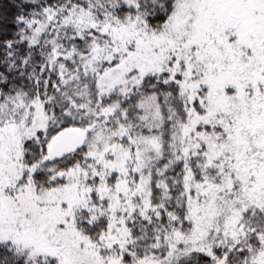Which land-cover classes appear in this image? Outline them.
I'll list each match as a JSON object with an SVG mask.
<instances>
[{
    "label": "snow or ice",
    "instance_id": "1",
    "mask_svg": "<svg viewBox=\"0 0 264 264\" xmlns=\"http://www.w3.org/2000/svg\"><path fill=\"white\" fill-rule=\"evenodd\" d=\"M0 264H264V0H0Z\"/></svg>",
    "mask_w": 264,
    "mask_h": 264
}]
</instances>
